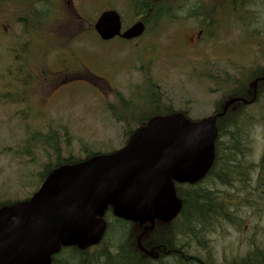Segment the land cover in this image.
Listing matches in <instances>:
<instances>
[{
	"label": "rangeland",
	"instance_id": "374dc122",
	"mask_svg": "<svg viewBox=\"0 0 264 264\" xmlns=\"http://www.w3.org/2000/svg\"><path fill=\"white\" fill-rule=\"evenodd\" d=\"M71 1V6L85 19L81 20L83 30L89 33H81L83 37L64 35L74 31L79 21L59 0L53 14L59 21L55 31L48 36L51 41L57 42L55 52L49 55L45 66H41L42 69L48 68L46 75L40 76L35 64L26 65L25 72L18 79L22 81L21 84L14 79L17 78L15 75L20 63L11 51L12 44L22 36L19 35L21 28L9 14L12 12L10 8L4 17L1 16L0 201L29 196L41 181L40 174L45 172L47 165L54 164L53 149L49 145L45 149L42 143L34 142L38 133L53 131L57 134L63 157H85L88 153L106 154L120 149L125 143L126 134L107 107L110 101L120 108L122 106L112 97L111 88L130 97V90L141 85L144 62L152 64L150 74L159 83L161 92L173 100L172 106L177 110L188 109L194 121L211 115L219 95L212 91L214 86L207 80L192 76L193 70L204 69L207 63L212 64L208 67L212 72L227 69L232 74L230 66L259 62L254 57L257 48L243 37L237 15H233L230 21H226L223 16L225 21L215 37L206 35L201 39V35L197 36L198 31L195 29L199 25L193 18L166 19L158 29H150L137 41L133 40L135 42L112 41L114 43L105 44L90 33L95 17L104 8H117L123 15L124 26H129L134 17L130 1ZM254 9V18L264 15V5L262 7L259 4ZM66 37L72 45L66 43ZM150 88L149 84H145L132 90L131 95L136 96V103H143L141 100L153 93ZM36 90L37 93L34 92ZM9 92L19 97L23 93L24 96H32L33 102L28 108L25 107L27 105L19 104L20 101L6 102L3 96ZM260 106L263 110L256 108V116L264 113V99ZM252 137L251 160L258 162L264 146V126H257ZM16 152L20 154L19 158ZM107 219L110 224L114 223L113 217ZM254 225L255 229H251L250 226ZM115 232L113 230L112 236ZM251 235L264 241V215H252L243 232L230 228L227 233L220 235L215 240L217 256L245 253ZM110 238L107 237L106 247L109 246Z\"/></svg>",
	"mask_w": 264,
	"mask_h": 264
},
{
	"label": "trees",
	"instance_id": "16d2710c",
	"mask_svg": "<svg viewBox=\"0 0 264 264\" xmlns=\"http://www.w3.org/2000/svg\"><path fill=\"white\" fill-rule=\"evenodd\" d=\"M58 3L59 0H0V19L10 8L12 12L9 14L21 28V38L11 46L15 60L20 63L17 78L14 77L16 83H22L18 79H21L20 74L25 72L26 65L35 64L36 72L45 75L48 68L42 69L41 66H45L44 62L55 52L57 44L48 36L59 21L53 17ZM130 3L135 13L144 14L147 30L159 27L166 19H178L182 12L206 27L207 36H215L225 19L230 21L233 15H237L243 37L257 48L254 57L259 62L230 66L232 74L225 71L219 75H202L214 79L217 84L220 101L215 113L221 112L222 105L233 97L251 98L254 81L264 76V15L254 18L252 11L256 9L252 8L259 4L263 7L264 0H130ZM145 84L150 85L153 93L141 100L143 103H136L133 94L126 98L121 93L116 95V100L122 108L115 102L108 103L127 136L152 116L175 111L169 98L158 93L150 73L144 75L142 85ZM4 98L7 102L21 99L13 92ZM263 99L264 82H260L254 102L236 103L218 118L216 159L208 175L193 185L177 184L178 196L183 200L181 213L170 223L157 222L142 239L145 246L155 247L158 255L149 256L138 248L136 240L142 232L140 227L114 218L100 245L86 251L76 247L63 248L54 257L53 264H264V241L255 235H251L246 252L241 255L219 258L215 249V240L230 228L243 232L252 215H264V152L258 162L251 160L252 133L257 126H264V113L255 114L256 108L263 110L260 106ZM182 111L188 115L187 110ZM50 133L52 138L49 136L46 145L54 151V164L47 166L46 173L54 166L74 159L72 156L63 159L57 134ZM255 227L250 226L251 229ZM113 230L116 232L112 236ZM109 236V246L106 247Z\"/></svg>",
	"mask_w": 264,
	"mask_h": 264
},
{
	"label": "water",
	"instance_id": "95a60500",
	"mask_svg": "<svg viewBox=\"0 0 264 264\" xmlns=\"http://www.w3.org/2000/svg\"><path fill=\"white\" fill-rule=\"evenodd\" d=\"M95 29L105 40L133 39L144 33L145 23L121 32V15L107 10ZM239 100H229L222 114ZM219 115L197 121L182 112L156 115L121 149L51 170L29 200L0 208V264H52L62 247L97 245L109 206L118 218L150 223L145 232L156 220H174L182 209L175 183L195 184L214 164Z\"/></svg>",
	"mask_w": 264,
	"mask_h": 264
},
{
	"label": "flooded vegetation",
	"instance_id": "af4514ba",
	"mask_svg": "<svg viewBox=\"0 0 264 264\" xmlns=\"http://www.w3.org/2000/svg\"><path fill=\"white\" fill-rule=\"evenodd\" d=\"M206 29H204V28H200L199 30H198V32H197V36H200L204 31H205ZM190 44H192V43H190ZM212 67H214V66H212ZM219 71V70H218Z\"/></svg>",
	"mask_w": 264,
	"mask_h": 264
}]
</instances>
